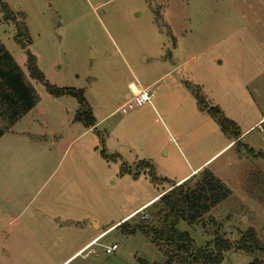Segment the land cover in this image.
<instances>
[{"label": "rangeland", "instance_id": "obj_1", "mask_svg": "<svg viewBox=\"0 0 264 264\" xmlns=\"http://www.w3.org/2000/svg\"><path fill=\"white\" fill-rule=\"evenodd\" d=\"M2 2L17 24L26 25L32 39L28 49L46 79L58 87L83 89L98 117L123 103L128 81L147 87L169 72L150 92H159L158 98L177 95L182 79L208 108H218L237 123L243 143L264 153V0H0V43L40 96L0 138V264L51 263L42 245L54 255L58 247L75 244L66 245L72 236L58 228L63 223L59 214L93 218L101 223V242L120 243L125 224L131 229L141 221L160 224V196L179 183L152 181V166L130 162L136 151L123 136L119 142L127 163L105 151L106 139L126 131L134 110L111 114L96 131L73 121L77 99L57 98L30 76L27 49L17 42L16 23L5 19ZM218 138L208 136L201 145L194 141L191 154L208 156L220 147L215 144H226V136ZM176 146L184 152L181 141L167 143L169 154L159 149L154 163L183 161ZM240 151L234 146L187 182L181 180L194 189L204 170L216 169L213 174L231 190L205 215V225L179 223L197 246L213 244L216 231L235 241L249 227L264 242V157ZM135 173H140L137 179L131 176ZM143 213L149 219L142 220ZM47 216L55 225L45 227ZM45 228L50 236L43 235ZM93 247L105 255L104 248ZM116 254L119 259L109 264L165 260L141 230L129 233ZM253 258L232 249L222 264H250Z\"/></svg>", "mask_w": 264, "mask_h": 264}, {"label": "trees", "instance_id": "obj_2", "mask_svg": "<svg viewBox=\"0 0 264 264\" xmlns=\"http://www.w3.org/2000/svg\"><path fill=\"white\" fill-rule=\"evenodd\" d=\"M6 20L17 21V16L11 11L9 5L1 3ZM16 40L28 54V68L30 76L41 81L47 91L55 96H72L79 103V108L74 117L75 121L83 122L91 127L97 123L92 108L87 102L84 90L72 87H58L50 83L45 74L38 68L36 57L28 49L32 39L28 36L25 24H17ZM26 37V40L22 39ZM199 104L206 109L219 123L223 132L230 137H235L237 149L245 147L239 140L240 128L237 123L227 118L218 108L205 104L203 98L197 94ZM40 96L31 81L27 78L14 56L0 43V138L17 123L26 113L34 108ZM208 108V109H207ZM256 157H264L262 152H255L248 148ZM151 179L159 182V178L152 166ZM231 193V190L216 177L211 171L204 170L197 181V186L191 189L187 183L174 184L172 188L161 195L160 201L163 208L159 212L160 224L152 221L140 222L133 229L125 224L126 233H135L141 230L146 237L161 251L165 260L163 262H149L138 258V264H222L225 252L232 249L246 252L254 256L250 264H264V242L261 240L254 227L242 231L240 237L232 241L224 234L216 231L213 244L197 246L188 232L179 230L181 221L188 224L201 223L205 225V215L220 200Z\"/></svg>", "mask_w": 264, "mask_h": 264}, {"label": "crops", "instance_id": "obj_3", "mask_svg": "<svg viewBox=\"0 0 264 264\" xmlns=\"http://www.w3.org/2000/svg\"><path fill=\"white\" fill-rule=\"evenodd\" d=\"M168 73L162 74L159 78L155 79L150 85H148L147 88H151L155 86V84L157 85V82ZM178 82L179 83L177 84L181 85L182 87L179 88L180 90L177 95L168 93L165 94L162 98H158L159 92L154 90L152 92L153 97L151 103H148V105L145 104L147 105L145 107L143 105L136 108L133 111L134 118L132 117L130 118V120H128L129 124L126 128V131L124 133H119L118 135H116L115 139H106L104 148L105 151H110L109 154L117 155L118 158L122 159L123 163H127V161L124 160L127 158L126 150L124 148L125 145L122 144V141L119 142L120 138L122 139L123 137H125L127 138V143L131 145L136 151L134 160L130 162H133L134 164L143 161L145 162V164L147 163V165L153 166L156 175L162 179L159 182L176 180L179 182L177 184H180L184 183L183 181L181 182V180H186L185 182H187L192 178V176L194 175L193 173L205 169L208 166L209 160L219 156L222 152L229 151L234 146H236L235 142L237 141V139L232 140V137L223 132L217 120L207 110H204L201 107L197 98V94H195L194 91L186 84L182 85V79ZM140 87L143 86H141L139 83L136 84L132 80L128 81L127 92L125 95L126 99L123 101V103L129 100ZM156 94L158 101L157 104L154 105L153 99L155 98ZM62 97L63 96L58 98ZM87 102L89 103L88 100ZM120 106L109 115L101 117L97 116V113L91 106L97 123L91 127H88V129L93 131L98 130V127L104 123L106 118H108L115 112H119ZM158 110H161L162 115L159 116ZM176 113H178L177 116ZM150 114L153 115L151 119L148 117V115ZM184 117H188V119H185ZM73 121L75 123H78V121ZM153 122H157L160 128H155ZM197 130L198 133L193 139L188 137L189 134ZM217 135L219 138L223 137V135L226 136L225 145L221 146L219 145V143L215 144V147H220L216 151L212 150V153L206 156L207 158L202 155V151L191 154V151L193 150L192 143L194 141H196L198 145L206 144L208 142V136L212 139ZM241 140L240 142L245 145V148H243V146L240 149H237V153L241 152V149H246L249 152V145L247 143H243ZM177 141H181L184 152L186 149L190 153V155L197 161H192L191 159H189L187 153H184L180 147L176 146V151L179 155H181L183 161H180L178 163L176 161H162V165L160 163H154L155 153L159 149L165 151V154L168 155L169 150L165 148V145L167 143L172 144ZM71 143L72 141H70V144ZM213 144L214 142L211 141L210 148H212ZM205 146L203 147L202 145L203 149L205 148ZM251 149H253V147ZM241 157L243 158L244 156L242 155ZM210 171L212 173H216L217 170L214 169ZM139 174L140 173H135L131 174V176L137 179L139 177ZM165 190L168 191L169 188ZM59 216L60 221H62L63 223L60 224L58 228L60 230L65 229L69 232H66V237L69 235L72 236V239L66 245L72 244L74 242L76 243L70 246L58 247L57 249H55L54 255H51V253L47 250V247L42 245L43 249L49 254V257L52 260L51 263L44 262L43 264H109V262H111L109 261V259H111L112 261H117L119 259L118 254H116L117 250L113 253L115 255L111 257V255L113 254H107L105 250H103L105 253V255H103V252L101 253L99 250L93 247L97 246L105 249V246H110L113 243H117L116 241H113L112 244L101 242L103 232L100 231L101 223L99 221L90 217H84L83 219L78 220L71 217H63L60 214ZM51 220L52 219L47 216V220H45V227L46 223H48V225L50 226L55 225L53 224V222H50ZM73 232H75V236L72 235ZM51 234V230L49 228H45L43 235L50 236ZM128 238L129 234H124L121 237L120 245L126 242Z\"/></svg>", "mask_w": 264, "mask_h": 264}, {"label": "built area", "instance_id": "obj_4", "mask_svg": "<svg viewBox=\"0 0 264 264\" xmlns=\"http://www.w3.org/2000/svg\"><path fill=\"white\" fill-rule=\"evenodd\" d=\"M152 97L153 95L152 92H150V88L140 87L138 91H136L129 100H127L120 106L119 111L122 113H128L130 111H133L140 106L151 103ZM257 127H261V124H258ZM141 219H149V214L143 213L141 215ZM120 246V243H113L110 246H105V252L107 254H113L116 250L120 248Z\"/></svg>", "mask_w": 264, "mask_h": 264}]
</instances>
